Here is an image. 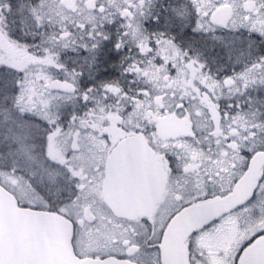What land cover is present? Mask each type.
<instances>
[{
	"label": "snow or ice",
	"instance_id": "6c2138e0",
	"mask_svg": "<svg viewBox=\"0 0 264 264\" xmlns=\"http://www.w3.org/2000/svg\"><path fill=\"white\" fill-rule=\"evenodd\" d=\"M17 25L40 43L14 38ZM106 42L135 49L121 57L131 91L118 80L81 87ZM67 52L81 63L68 67ZM252 91L264 92V0H0V194L23 206L17 190H30L39 199L28 207L65 220L77 264H264V97ZM81 102L65 124L62 107ZM154 108L181 129L138 121L167 214L129 217L106 199L96 153L114 146L99 130ZM197 210L173 253L175 225Z\"/></svg>",
	"mask_w": 264,
	"mask_h": 264
},
{
	"label": "flooded vegetation",
	"instance_id": "af4514ba",
	"mask_svg": "<svg viewBox=\"0 0 264 264\" xmlns=\"http://www.w3.org/2000/svg\"><path fill=\"white\" fill-rule=\"evenodd\" d=\"M111 32L112 39L115 40L116 29H113ZM13 36L14 38L19 39L22 43H28L31 45L39 44V36L32 35V37H30V34L25 35L24 31L21 30L18 25L13 26ZM177 39L184 47H187L191 42V37H185L182 34L179 35ZM196 47H199V45H196ZM72 53L74 52L64 53L61 57L68 67H73L76 64L81 63V61L78 59V54L74 53V56H72ZM136 54L137 53L135 49L129 51L127 47L120 50L119 52H116L114 49H112L111 43L106 42L105 57L102 58L103 63L100 66V72L93 73L95 79H89L88 74L86 73L81 79V87H87L90 84L96 83L100 79L118 80L121 86L125 87L126 90L131 91V89L136 86L133 82L134 77L132 74L122 75L121 57H130L131 55ZM79 55L82 56L83 53H80ZM211 55H215V53L208 52L205 56L209 57V63L211 64L213 70H215L217 65L212 64L210 59ZM127 62L128 60H124L122 63L124 66H126ZM224 72L228 73V68H225ZM231 105H234V100L228 101L225 99L221 102V107L228 110H231L229 107ZM85 107L86 106L83 102H81V104L76 109L73 108L71 103L65 104L61 109L62 120H64L65 124H67L74 110L82 114V112L85 110ZM144 120H150L157 124L160 130L166 135L179 132L181 130L178 121L167 116H161L158 108H154L152 111H145L143 114H141L139 111L133 112L126 118L125 121L118 120L115 124H112L109 121L105 125L101 126V129L99 130L100 136H103V129L107 127L108 134L112 139V144L114 147L109 148L104 143H100L98 145L96 159L104 167L107 185L106 199L109 200L108 198L111 197V195H114L116 199V204L114 206L117 207L124 215L135 217L141 213L147 214L148 212L155 213L158 211L161 217H163L167 214V209L163 207H157V201L159 200L160 195L157 186L160 175V166L159 161L156 159L151 149L148 148L147 137L144 135L142 124L138 123V121ZM148 131H151L150 127ZM114 154L115 159L112 160V155ZM174 171H176L175 167ZM51 196L54 199L56 193L53 192ZM109 201L111 202V200ZM28 205L34 204L23 202V206H20L35 211L39 210L28 207ZM199 215V210L191 212L175 225V240L172 245L173 248L178 232L181 229H186L187 225H193V219H196ZM179 223L183 224L178 225ZM83 247H88V245H84Z\"/></svg>",
	"mask_w": 264,
	"mask_h": 264
},
{
	"label": "water",
	"instance_id": "95a60500",
	"mask_svg": "<svg viewBox=\"0 0 264 264\" xmlns=\"http://www.w3.org/2000/svg\"><path fill=\"white\" fill-rule=\"evenodd\" d=\"M108 199L116 204L114 195ZM186 229L178 232L176 241ZM71 235V227L61 217L23 208L16 197L0 194V264H77Z\"/></svg>",
	"mask_w": 264,
	"mask_h": 264
},
{
	"label": "rangeland",
	"instance_id": "374dc122",
	"mask_svg": "<svg viewBox=\"0 0 264 264\" xmlns=\"http://www.w3.org/2000/svg\"><path fill=\"white\" fill-rule=\"evenodd\" d=\"M113 29L115 30L116 28H115V26H113V25H110V26H108V30L109 31H113ZM114 34V33H113ZM30 37H32V35H30ZM41 39V38H40ZM40 39H39V42L38 43H40ZM193 50H195V49H193ZM217 51H219V50H217ZM206 53H208V52H205V55H206ZM72 56H74V53H72ZM238 67V66H237ZM228 73L230 74V72H231V69H230V67L228 68ZM254 97H264V92H259V93H257V92H255V91H252V93H251ZM228 100V101H233L234 100V98L233 99H227V98H224V99H222V100ZM241 99H245V98H241ZM222 100H221V102H222ZM244 107H247V103H245L244 105H243ZM257 106H259V105H257ZM17 196L19 197V199L20 200H22L24 203H31V204H36L37 202H38V197L36 196V195H34L30 190H27V189H23V188H21V189H18L17 190Z\"/></svg>",
	"mask_w": 264,
	"mask_h": 264
}]
</instances>
